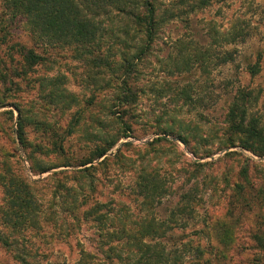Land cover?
Returning <instances> with one entry per match:
<instances>
[{
    "label": "rangeland",
    "instance_id": "1",
    "mask_svg": "<svg viewBox=\"0 0 264 264\" xmlns=\"http://www.w3.org/2000/svg\"><path fill=\"white\" fill-rule=\"evenodd\" d=\"M200 1L155 0L158 21L148 43L144 29L119 10L141 0H107L95 16V38L84 45L42 42L0 4V209L7 206L2 180L18 173L41 180L34 188L42 208L54 210V221L40 217L36 226L12 231L0 219V231L37 264H75L81 247L101 264H121L107 258L98 223L83 215L93 201L118 216L123 205L132 217L153 219L162 236L151 241L181 254L182 264H264V154L243 148L225 120L234 95L246 90L249 112L264 131V0ZM19 44L45 59L27 63ZM124 78L133 100L123 101ZM62 91L65 102H57L53 94ZM17 108L25 145L18 140ZM123 130L127 136L106 155L122 148L125 165L112 162L109 171L95 172L99 193L75 217L66 204L48 210L53 183L43 178L81 168L62 163L85 158ZM53 140L63 149L53 150ZM31 163L58 166L33 173ZM139 165L147 177L157 171L166 194L137 199ZM187 191L185 203L180 197ZM12 248L0 242V264H21Z\"/></svg>",
    "mask_w": 264,
    "mask_h": 264
},
{
    "label": "trees",
    "instance_id": "2",
    "mask_svg": "<svg viewBox=\"0 0 264 264\" xmlns=\"http://www.w3.org/2000/svg\"><path fill=\"white\" fill-rule=\"evenodd\" d=\"M107 0H0V4L5 9V13L10 20H22L29 29L28 31L40 38L45 43L67 44L81 43L87 44L95 38L98 30V23L95 16L98 10L103 7ZM207 0H201V4H205ZM105 2V3H104ZM119 8L120 11L130 15L141 28L144 29L146 40L148 43L153 38V29L157 23L155 0H141L137 5L135 2L133 7ZM236 34V33H235ZM234 38V37H232ZM235 40V39H233ZM148 47V46H147ZM89 47H85L88 50ZM19 53L24 60L29 64H35L45 59V57L35 51L31 47H26L23 44L18 45ZM143 51L142 46L138 53ZM89 52V51H88ZM137 53V54H138ZM228 54L227 56H229ZM224 61L231 60V57H224ZM128 63V61H127ZM130 64V63H129ZM133 65V64H131ZM137 63L133 65L135 67ZM125 71H128V65ZM257 71L256 65L249 66V72L254 74ZM127 77L125 73V78ZM122 91L123 101H127L129 97L135 98L132 90L126 86ZM183 92V91H182ZM180 91V93H182ZM54 99L57 102H65L64 92L57 93ZM250 94L246 90H238L233 97L226 115L228 133L237 136L238 143L245 149L252 151L256 155L264 154V131L259 125L257 117L249 112ZM17 117L18 140L25 145L26 138L24 132V114L20 108ZM45 126V125H44ZM56 135V134H54ZM120 136H127L126 133L119 135L116 138L103 139L104 144L97 146L91 153L84 157H79L78 161H65L63 166L79 165L81 168L66 169L58 172H53L43 178V181L52 180V196L50 200V208L54 205L62 206L66 204L64 209L70 211L71 214L77 216L81 207L88 204L91 196L99 193L97 182L100 179L96 176V171L102 170L104 173L109 171L112 162H119L125 165L122 148H119L113 155H106L108 150L115 144ZM177 138L184 143L188 148V139L181 133H177ZM164 140L163 138H158ZM61 139L60 141H62ZM151 145L148 143L147 145ZM234 144V142H230ZM52 149H63V145H57L53 140ZM132 146L131 143H125L123 147ZM159 147H156L155 151ZM194 152V151H193ZM43 154V153H39ZM29 161L31 155H27ZM101 158V159H100ZM100 159V160H98ZM96 163H94V161ZM128 160V159H127ZM58 165H53L55 167ZM139 165V172L136 175L134 186V195L140 199L142 203L145 199L154 200L166 194V189L162 185V180L159 179L157 171L151 174L150 177L142 174L143 167ZM51 167H41L38 163H31L33 173H41ZM41 180H31L29 177L20 176L18 173L4 177L2 180L3 202L6 207L0 209V219L6 223V227L12 228L16 226H36L40 217L45 219L53 218V211L46 212L42 208V203L39 201L38 190L34 187ZM86 189H89V194ZM91 192V193H90ZM190 192H184L181 199L184 202L190 200ZM95 200V199H94ZM159 200V199H158ZM92 205L86 207L83 215L91 221L98 223L101 230L99 237L101 238V246L105 245L107 258L115 256L121 264H182L181 254L175 255L174 250L166 249L161 241H151L154 235H158L157 228L151 218L134 215L130 213L125 206L121 205L122 215L118 216L117 212L110 213L109 210L102 211L104 203L93 201ZM96 202V203H95ZM3 203V204H4ZM182 210V208H181ZM55 213V212H54ZM54 221V218H53ZM116 223L117 229H110L106 226H112ZM130 226H129V225ZM10 225V226H9ZM19 227V228H20ZM163 234V233H162ZM161 235V234H160ZM162 236V235H161ZM0 242L8 245L9 248L16 246L14 239L7 240L0 231ZM20 248L13 247L11 249L13 258L21 264H37L32 260L31 254L27 249L21 251ZM206 254V250L202 255ZM52 264V263H51ZM75 264H101L96 260V256L92 251L83 247L79 250V258Z\"/></svg>",
    "mask_w": 264,
    "mask_h": 264
}]
</instances>
